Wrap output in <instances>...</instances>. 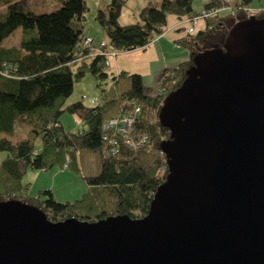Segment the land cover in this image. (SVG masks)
<instances>
[{"label":"trees","instance_id":"1","mask_svg":"<svg viewBox=\"0 0 264 264\" xmlns=\"http://www.w3.org/2000/svg\"><path fill=\"white\" fill-rule=\"evenodd\" d=\"M128 1L108 0L97 10L95 19L108 37L99 50L83 42L86 0H0V130L13 133L21 124L30 128L21 141L0 139V151L8 153L0 161V201L19 199L33 204L53 221L148 213L168 173L160 143L170 137V131L159 120L166 94L181 85L195 53L209 46L222 47L233 24L258 8H252L255 0H208L202 10H195L194 0H159L140 8L136 22L124 24L119 16ZM53 3L60 6L43 13L32 10L35 5ZM171 14L202 16L205 27L177 40L188 49L189 57L161 75L158 93L138 73L109 71L107 56L145 48L164 32ZM256 16L264 17V6ZM18 27L22 28L19 45L3 46ZM87 73L102 87L101 97L92 103H101H67L75 81ZM110 76L111 85L103 87ZM64 112L77 114L86 127L66 130L61 121ZM124 115L134 119L126 135L104 130L106 121ZM36 137H41L40 148L34 144ZM88 160L89 165L98 163V171L84 175L88 189L79 199L58 202L51 189L31 196L28 184L22 183L30 168L47 170L57 164L80 171Z\"/></svg>","mask_w":264,"mask_h":264},{"label":"water","instance_id":"2","mask_svg":"<svg viewBox=\"0 0 264 264\" xmlns=\"http://www.w3.org/2000/svg\"><path fill=\"white\" fill-rule=\"evenodd\" d=\"M159 120L168 173L146 215L53 221L0 201V264H264V17L195 53Z\"/></svg>","mask_w":264,"mask_h":264},{"label":"rangeland","instance_id":"3","mask_svg":"<svg viewBox=\"0 0 264 264\" xmlns=\"http://www.w3.org/2000/svg\"><path fill=\"white\" fill-rule=\"evenodd\" d=\"M103 1V2H102ZM105 0H88V9L85 13L84 19V32L100 34L102 33V28L95 19L98 5L104 3ZM207 1V0H205ZM125 5V12H129V3ZM202 0H194L193 6L197 9H201ZM264 6V0H255L252 3V8H262ZM5 10V8H4ZM47 11H52L50 8ZM40 13V12H39ZM43 13V12H42ZM203 19V17H200ZM22 28L18 27L10 36H8L2 42L3 46H18L20 42ZM209 46V44H207ZM207 48H212L211 46ZM112 74V73H111ZM99 80H97L91 73L85 74L82 78L78 79L74 83V88L71 95L67 99V103H73L79 100H82L85 105H97L101 103V100H98L97 103L93 104L92 99L95 97H101L102 90L98 86ZM111 85V76L107 79L106 84L103 87H109ZM61 121L66 128V130H78L80 128H85V123L80 119V117L75 113L64 112L61 116ZM30 128L26 124L17 125L13 130V133H6L0 130V139L9 138L14 142L21 141L28 137V132ZM34 144L36 148H40L42 145L41 137H36L34 139ZM8 153L5 151H0V161L7 157ZM92 159V157H90ZM80 161V160H79ZM88 166L81 163L80 171L74 169L62 168L60 165H55L51 169L40 170V169H28L29 173H25L22 179V183L28 181L30 172L38 171L37 176H34L30 184L28 183V194L34 196L39 190L51 189L54 198L58 202L73 201L79 199L84 192L87 191L88 185L84 179V175H89L98 171V163L94 162L89 165V160L86 162ZM27 170V171H28ZM27 185V184H26Z\"/></svg>","mask_w":264,"mask_h":264},{"label":"crops","instance_id":"4","mask_svg":"<svg viewBox=\"0 0 264 264\" xmlns=\"http://www.w3.org/2000/svg\"><path fill=\"white\" fill-rule=\"evenodd\" d=\"M88 3V0H86ZM108 0L100 3L98 8L104 7ZM129 12H125L124 7L120 11L119 19L122 23H132L137 20V11L146 6L150 2L159 0H129ZM208 1V0H207ZM207 1L202 0L201 9ZM103 2V1H102ZM128 3V2H127ZM194 4V2H193ZM127 5V4H126ZM60 6V3L51 5H35L32 10L35 13L47 12L50 8L55 9ZM189 16L169 15L167 25L162 34L154 36L150 43L145 48H137L129 51L117 52L110 58L109 71L113 74H118L121 71L130 73H138L143 77L146 85L150 86L154 93L160 90V77L164 72L173 71L178 65L189 57V51L182 45H178L177 40L184 37V28L187 26ZM187 20V21H186ZM205 27V21L201 19L198 23V29ZM103 30V29H102ZM93 38V47L99 49L100 46L108 42V37L103 30L102 33L93 34L85 33ZM30 170L27 171L29 173ZM38 171L30 172L28 181L25 184H30L34 176H37Z\"/></svg>","mask_w":264,"mask_h":264},{"label":"built area","instance_id":"5","mask_svg":"<svg viewBox=\"0 0 264 264\" xmlns=\"http://www.w3.org/2000/svg\"><path fill=\"white\" fill-rule=\"evenodd\" d=\"M258 12V9H252L249 13V16L251 15H256V13ZM202 16L205 14V11L202 12ZM202 16H195V17H190V19L187 21V26L184 28V33L185 35H188V34H192L194 32L197 31V27H198V23L200 21V17ZM84 45L85 46H88V47H91L92 46V42H93V38L89 35L85 36L84 38ZM104 44H102L100 46V49L99 50H103L104 48ZM115 53H113L112 56H114ZM111 56V57H112ZM110 56H107L106 58V66H110ZM96 99H92V102H94ZM139 111V108L136 107L135 108V112H138ZM133 121L134 119L130 116H127V115H124L122 117H119V118H112L108 121H106L104 124H103V128L106 132L108 131H115L121 135H126L129 131H131L133 129ZM126 137V140L131 143V145H135V143H133L131 141V139L128 137V136H125ZM105 138H107V136H105ZM113 143H115V141H113ZM141 144V142H138L136 145L139 146ZM114 152H116L115 149H113Z\"/></svg>","mask_w":264,"mask_h":264}]
</instances>
